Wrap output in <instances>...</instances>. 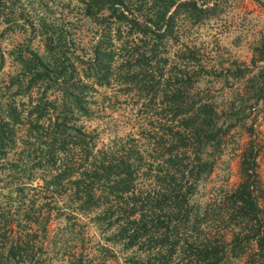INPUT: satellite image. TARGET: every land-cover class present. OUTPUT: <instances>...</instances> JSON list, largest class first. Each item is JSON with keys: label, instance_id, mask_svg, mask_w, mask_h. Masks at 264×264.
<instances>
[{"label": "rangeland", "instance_id": "obj_1", "mask_svg": "<svg viewBox=\"0 0 264 264\" xmlns=\"http://www.w3.org/2000/svg\"><path fill=\"white\" fill-rule=\"evenodd\" d=\"M128 1L139 22L136 25L131 24L128 14L124 21L106 5L95 8L93 0H0V103L16 87L12 78L28 84L33 74L24 61L31 59L47 65L58 79L72 77L73 84L90 86L87 112L76 111L71 124L90 133L97 149L123 158L135 157L136 150L152 154L147 157L152 168L146 170L149 175L142 176V189L153 186L160 176L162 171L153 167L165 156L158 151L164 145L157 148L154 144L157 135L150 138L146 129L162 130L166 124L178 128L175 124H180L187 112L172 118L173 103L186 111L211 108L218 116L215 123H230L219 135L217 148L209 143L201 146L200 158L211 163L187 198L191 215L186 226L190 229L186 233L173 229L167 237L161 230L154 239L160 236L171 241L175 233V240L184 245L182 239L190 240V236L224 234L228 238L236 227L232 210L222 197L239 179V154L253 134L260 144L257 170L264 187V102L251 93L253 83L264 80V54L263 60L252 63L255 48L264 38V0H182L184 9L172 13L171 31L161 37L152 24L154 9L143 5L137 10L134 6L143 0ZM176 1L167 5L165 17ZM91 3L94 5L89 6ZM153 50L154 59L146 63ZM98 52V60H108L113 67L106 84H98L100 79L96 78L101 71H96L93 56ZM150 71L155 80L135 81L147 78ZM41 93L45 100L54 102L62 88L31 83V87L9 96L26 100ZM183 154L193 156L191 149L178 153ZM185 157L174 161L184 164ZM17 171L12 175L0 169V184L4 182L9 188H0V232L5 220L14 230L10 233L6 228L0 237V264H15L11 256L20 255L27 260L25 264H145L154 259L152 254L164 251L162 247L149 249L143 237L129 245L125 238L116 240L112 237L116 225L106 230V220L94 217L103 216L101 208L83 210L81 200L77 210V202L70 198L73 175H62L59 189L48 194L39 186L42 179L27 178ZM260 205L264 213V193ZM12 237L20 238L19 248H9ZM249 249L239 255L230 252L220 264H243L250 258H255V264L259 260L264 264V254L258 256L254 249L248 253Z\"/></svg>", "mask_w": 264, "mask_h": 264}, {"label": "trees", "instance_id": "obj_2", "mask_svg": "<svg viewBox=\"0 0 264 264\" xmlns=\"http://www.w3.org/2000/svg\"><path fill=\"white\" fill-rule=\"evenodd\" d=\"M174 1L152 0L147 4L146 0H143L134 7L138 10L143 5H149V8L154 9L152 24L161 37L169 35L171 31L172 13L184 9L185 3L178 0L165 17L167 5ZM93 3L95 8L106 5L117 19L127 21L128 14L132 25L139 23L131 14V4L128 0H93ZM93 3L89 6L94 5ZM207 7L205 5V8ZM162 23L164 26H161ZM142 24L146 26L145 23ZM259 44L260 46L255 48L253 64L258 63L256 60H263L264 38ZM146 57V63L149 59H154V50ZM93 58L97 59L93 60L96 71H101L96 77L100 79L98 84L108 83L107 74L113 67L109 66L108 60H98L101 58L99 52L94 53ZM2 59L3 54L0 51V60ZM24 63V67L33 74L32 78L24 85L18 77L12 78L11 81L16 83V87L12 93H7L8 99L0 103V169L13 172L12 175H16L15 171L18 170L17 172L27 178L42 179L43 183L39 186L48 194H53L59 189L62 175H73L74 178L69 181L72 185L70 198L77 202V210L81 200L83 201L80 208L83 210L88 207L101 208L103 216L94 217L106 220V230L111 228V225H116L112 237L116 240L127 239L126 245L143 237L142 241L149 242V249L164 248V251L157 255L152 254L154 259H149L145 264H220L227 259L230 252L239 255L240 252L251 248L250 244L258 256L260 253L264 254V213L260 205L264 187L257 170L260 144L255 134L245 142L240 151L237 183L222 197V202L226 200L228 208L232 210L236 227L230 236L225 238L224 234H207L200 238L195 236V239L190 236V240L182 239V245L179 240H175L174 233L171 241L160 236H157V241L154 239L155 234L161 230L163 237H167L173 229L181 233L190 229L186 226L191 215L187 198L196 188L195 181L201 173L208 170L211 163L200 158L201 146L203 143H209L217 148L221 142L219 135L226 132L230 122L215 123L214 120L218 116L211 108L205 111L202 107H197L195 111H186L173 103L172 118L185 112L187 116L182 117L180 124H175L178 128L166 124L162 130L146 129L150 138L157 135V140L153 139L154 144L157 148L164 145V149L158 151L165 156L153 167L162 171L160 176L155 178L153 186L142 189L145 184L142 176L149 175L150 171L146 170L152 168V161L147 157L152 154H143L136 150L135 157L123 158L122 155L106 152L104 148L97 149L90 133L71 124L76 111L83 114L87 112L86 105L89 100L86 98V92L90 86L78 82L73 84L72 77L58 79L52 76L49 67L39 60L31 59ZM152 72H149L147 78L140 77L135 81L152 82L155 80ZM262 72L264 75V69ZM31 83H42L45 87L56 84L62 88V94L54 102L45 100L46 95L43 93L34 98L29 96L26 100L9 96L21 92L25 87H31ZM251 93L264 102V80L253 83ZM172 118H169V121ZM182 149H191L192 158L185 157V154L179 156L178 153ZM184 157L187 159L184 164L174 161V158L181 160ZM26 161L28 163H25ZM4 187L5 191H8L9 188L2 182L0 188ZM5 195L10 197L7 193ZM163 209L166 212L159 213ZM136 214L137 217H134ZM25 216L28 217L27 214ZM158 219H162V222L158 223ZM211 219L212 217L208 216V221ZM6 228L8 232L13 233L11 223L5 220L0 237ZM28 235L31 236V233ZM19 240L20 238L12 237L9 248H19ZM253 249H249L248 253L253 252ZM11 257L15 264L27 262L22 255ZM252 259L255 258H250L251 261L243 264H255ZM256 264H262L261 260Z\"/></svg>", "mask_w": 264, "mask_h": 264}]
</instances>
